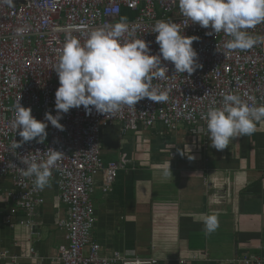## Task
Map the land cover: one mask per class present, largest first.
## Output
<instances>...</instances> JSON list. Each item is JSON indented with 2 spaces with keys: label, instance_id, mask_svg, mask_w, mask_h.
Returning <instances> with one entry per match:
<instances>
[{
  "label": "built area",
  "instance_id": "obj_1",
  "mask_svg": "<svg viewBox=\"0 0 264 264\" xmlns=\"http://www.w3.org/2000/svg\"><path fill=\"white\" fill-rule=\"evenodd\" d=\"M226 119L264 121V0H0V181L12 184L0 196L33 228L39 179L55 178L67 241L55 264L158 263L94 240L96 178L110 191L127 162L103 161L104 128L206 135Z\"/></svg>",
  "mask_w": 264,
  "mask_h": 264
},
{
  "label": "crops",
  "instance_id": "obj_2",
  "mask_svg": "<svg viewBox=\"0 0 264 264\" xmlns=\"http://www.w3.org/2000/svg\"><path fill=\"white\" fill-rule=\"evenodd\" d=\"M159 128L140 127L130 136L118 124L102 130L103 161L127 160L110 191L102 190L103 175L96 178L93 237L102 252L154 257L157 264L193 254L211 264L264 254V121L226 119L207 135L184 125L173 134ZM39 182L44 203L33 228L20 224L26 215L0 196V251L6 253L0 264H11L12 255L17 264H55L67 242L56 180ZM0 189H12L9 179Z\"/></svg>",
  "mask_w": 264,
  "mask_h": 264
},
{
  "label": "rangeland",
  "instance_id": "obj_3",
  "mask_svg": "<svg viewBox=\"0 0 264 264\" xmlns=\"http://www.w3.org/2000/svg\"><path fill=\"white\" fill-rule=\"evenodd\" d=\"M131 132H132V131H128V132L126 133V135L130 136V135H131ZM194 135H197V133H195ZM206 135H207V134H206ZM100 143L102 144L101 141H100ZM87 251H88V248H85V253H87Z\"/></svg>",
  "mask_w": 264,
  "mask_h": 264
}]
</instances>
